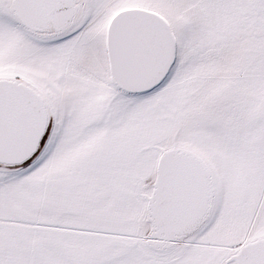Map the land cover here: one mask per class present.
<instances>
[{"label": "snow or ice", "instance_id": "snow-or-ice-1", "mask_svg": "<svg viewBox=\"0 0 264 264\" xmlns=\"http://www.w3.org/2000/svg\"><path fill=\"white\" fill-rule=\"evenodd\" d=\"M0 264H264V0H0Z\"/></svg>", "mask_w": 264, "mask_h": 264}]
</instances>
